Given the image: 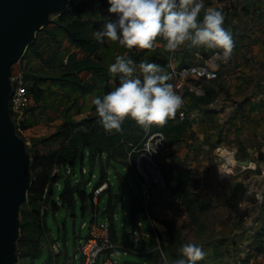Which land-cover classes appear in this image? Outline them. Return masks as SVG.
I'll return each instance as SVG.
<instances>
[{
  "label": "rangeland",
  "instance_id": "374dc122",
  "mask_svg": "<svg viewBox=\"0 0 264 264\" xmlns=\"http://www.w3.org/2000/svg\"><path fill=\"white\" fill-rule=\"evenodd\" d=\"M86 14L88 15V13ZM50 19L40 29L36 39V49L42 58L33 49H27L25 55V75L28 84L31 86L34 79L37 78L41 85L47 89L40 99L35 98L27 107V128L23 133H19L26 141L31 161L35 154L48 152L60 146L59 141L56 140L34 143V139H43L54 133L62 123L65 114L69 113L77 120L95 114L92 98L105 93L103 82H98V87L94 91L82 95L51 78H44L56 75L62 69L61 62L66 54L79 52L68 42L62 31L54 29L55 24L52 22L54 17L50 16ZM109 20L107 19L106 22ZM49 28L54 29V34L47 31ZM105 39V47L102 48L100 54L102 62L107 66L115 62V57L118 55L131 57L137 63L141 60L155 61L168 72L171 63L185 64L203 61L199 57L200 55L194 54L193 48L187 50V47H191L187 42L176 50L169 51L165 48L166 41L162 37L156 38L151 49H140L135 46L126 48L118 42ZM82 77L92 79L93 75L85 72ZM118 85L116 79L112 78L109 81L111 89ZM191 149V143L185 137L177 145L167 146L161 156L163 167L169 170L171 175L191 178L195 177L196 172L201 176L198 178L199 186L196 183L193 186L197 189L195 191L199 194L200 202L207 205L204 210L199 209L200 205L197 206L195 219L188 214L186 217L168 224V230L164 231L162 244L166 249L171 241L174 244L168 247L172 261L180 257L178 249L182 243L195 242L203 246L206 252L204 259L207 264H261L264 258V235H260L256 231L261 227L264 229V200L257 199V194L254 192L250 197H246L245 194L243 202L250 200L251 203L247 204V207H243L242 202L240 203V207H243L241 209L246 213L242 219L227 207V199L233 186L237 182H243L249 178L251 173L248 170H238L242 169L240 158L232 151L228 155L231 160L218 154H211L208 156L210 161L199 163L194 157L195 151L192 153ZM225 151H221L222 155H226ZM83 155V158L80 155L75 163L68 164L67 171H70V180L79 184L87 194L92 192L104 175L111 183V191H106L99 201L98 220L107 223L111 221L108 212L109 192H111V210L118 232L123 234L126 231L131 232L135 222L139 221L143 226L144 233L151 234L150 225L141 212L136 213L137 216L132 212V197L133 195L140 196L141 191L137 176L125 158L112 156L108 152H104L102 157L98 155L95 158L86 149L83 151ZM199 160L201 159L199 158ZM217 163H220V167L222 164L227 165L219 168ZM208 164L211 166L206 171L205 168ZM228 164L233 165L228 167L231 174L222 176L219 170L226 169ZM231 168L232 170H229ZM63 174L65 176V171ZM65 183L66 180L62 178L55 184L57 198H59ZM245 185L246 190L253 188L256 191V184L252 178L247 180ZM261 185L259 184V188ZM262 186L264 187V184ZM259 188L257 191L260 190ZM76 196L75 216L67 211V207L59 208L56 213L49 211L47 224L51 236L47 235L39 254L33 257H22L16 264H48L52 250L51 241L56 242L61 250V254L57 257L59 264H83L77 246L89 235L94 212L91 208H87L86 212H83L82 197L79 193ZM22 206L25 207L26 204L23 203ZM171 224L174 229H178L179 237L172 231ZM129 241H134L132 233L129 234ZM143 244L144 239L141 237L137 246L141 248ZM146 244L147 246L143 250L149 248L150 239ZM261 245H263L262 251L259 250ZM166 254L168 255L169 252ZM115 258L120 261L154 264L152 255L148 253L138 254L132 251L118 250L115 253Z\"/></svg>",
  "mask_w": 264,
  "mask_h": 264
},
{
  "label": "trees",
  "instance_id": "16d2710c",
  "mask_svg": "<svg viewBox=\"0 0 264 264\" xmlns=\"http://www.w3.org/2000/svg\"><path fill=\"white\" fill-rule=\"evenodd\" d=\"M108 7V0H69V4L64 11L51 14L54 17L52 19V22L55 24L54 29L62 31L69 43L77 47L79 52L70 53L68 62H64V60L61 62L62 69L56 75L44 78H51L62 86L78 91L82 95L97 89L98 82L104 83L105 93L112 90L109 86V81L112 78L118 80L119 83V74L110 73L108 66L102 62L100 52L105 47L106 39L103 42H99L95 38V32L103 29L106 20L115 18V14L110 13ZM54 29L49 28L47 31L54 34ZM38 33L35 40L27 49H33L42 58V55L36 49ZM194 47H187V50L194 49ZM27 49L24 52V57ZM211 54L212 50L210 52L204 51L202 55L203 57H209ZM82 72L91 73L93 78H83ZM25 80L27 82L26 75ZM29 88L34 99L37 98V100L47 91L37 78L34 79V83L31 86L29 85ZM203 97L204 95L200 97L190 96L189 106L193 107V105L197 104V100H202ZM195 98L197 99L195 100ZM194 100L196 101L195 104H193ZM99 120L100 118L97 113L79 120L68 113L65 114L62 123L54 133L43 139H34V143L56 140L59 141L60 146L48 152L37 153L32 157L31 186L25 202L26 206H22L20 210L21 228L17 243L19 259L39 254L42 249V243L47 239V235L50 234L51 236L47 224L49 211L56 213L59 208L67 207V211L75 216L77 193H79L83 200V212H86L87 208H91L92 211L98 208V204L96 205L93 201L94 188L107 180L105 175L96 184L92 192L87 194L86 190L82 189L79 184H75L70 180V171H67L68 164L75 163L80 155L83 158V151L85 149L95 158L98 155L102 157L104 152H108L115 157H124V148L119 143L122 130L130 131L131 138L134 140H139L147 130L138 125L134 120L126 117L120 131L113 129L109 131L110 133H106V129L101 125ZM25 125V128H27V123ZM189 126L190 124L187 123V120L180 122L175 117H170L163 125L153 124L150 128L165 132L167 145H173L182 140V136ZM163 170L168 185L174 192L182 196L189 216L195 219L197 216V206L200 205V210H204L207 207V205L200 202L198 198L199 194L195 191L197 189L193 186L195 183L199 186V179L196 177L187 178L180 175H171L172 173L164 167ZM64 171L65 176L63 174ZM62 178L66 180V183L62 188L59 198H57L55 184ZM107 190H111V185ZM245 193V182H237L227 199V207L240 216V219L246 214L240 207ZM111 203L112 201H109L108 212L110 213L109 218L113 219ZM131 207L133 213L137 211L141 212V197L133 195ZM171 229L179 237L178 229H174L172 224ZM263 230V227H261L256 232L264 235ZM110 236L115 239L112 233ZM149 238L151 240L150 245L154 246L152 234H150ZM172 245L174 244L171 241L169 246ZM262 246L259 247L260 251H262ZM168 247L167 249L164 247V249L166 253L169 252L170 255L168 254V256L172 260ZM154 258L156 259V264H158L160 261L158 255L154 254ZM196 264L207 263L203 258L197 261Z\"/></svg>",
  "mask_w": 264,
  "mask_h": 264
},
{
  "label": "crops",
  "instance_id": "0c3cea01",
  "mask_svg": "<svg viewBox=\"0 0 264 264\" xmlns=\"http://www.w3.org/2000/svg\"><path fill=\"white\" fill-rule=\"evenodd\" d=\"M207 7L219 8L224 12V26L233 34L234 48L230 57L225 60L221 49L194 47V54L200 55L199 57L203 60L200 62H206L218 69L219 77L217 81L214 79L200 82L205 94L202 100H197V104H195L197 99L195 98L193 103L195 105L191 108L197 110V117L193 121L187 120L190 126L185 130L182 140L185 137L188 138L192 153L195 151L194 157L199 163L210 161L208 156L211 154H218L231 160L228 155L230 151L234 152L240 158L242 169L238 170H248L251 173L243 182L252 178L256 184V191L253 188L246 190V197L252 196V192L257 194L260 191L264 194L262 186L264 184V0H205V8ZM203 12L204 9L201 10L200 18ZM73 48L79 51L77 47L73 46ZM211 50L212 54L209 57H203L204 51ZM173 64L175 63H171ZM84 73L82 72L81 75L83 76ZM178 143L167 146L172 147ZM222 150H226V155H222ZM209 164L205 168L206 171L211 166ZM226 165L222 164L223 167ZM217 166L222 168L220 163H217ZM229 166L233 165L228 164L226 169L219 170L222 176L231 174L228 171ZM195 174L196 178L201 177L196 172ZM259 179L260 182L257 181ZM259 184H262L261 188ZM257 188L260 190L257 191ZM106 191L111 190L106 189L101 196ZM109 195V201H112V193L109 192ZM101 196L98 200V208L93 210L94 219L89 234L90 231L102 234L97 225L106 223L109 234L112 233L115 239L122 242L121 238L124 234L127 233L126 236L129 238V234L132 233L134 241H130L131 243L137 241L138 244L142 237L143 247L147 246L150 234L144 233L139 221L135 222L131 232L126 231L123 234L118 232L114 217L109 218L111 220L109 223L98 220ZM249 201H242L243 207H247V204L251 203ZM138 212L140 211L136 213ZM136 213L135 216H137ZM51 244L52 250L48 264H59L57 257L61 254V250L56 242L51 241ZM149 247L153 245L149 244ZM150 255L156 264L154 254L150 253ZM81 257L83 260L82 254Z\"/></svg>",
  "mask_w": 264,
  "mask_h": 264
},
{
  "label": "clouds",
  "instance_id": "9594fccd",
  "mask_svg": "<svg viewBox=\"0 0 264 264\" xmlns=\"http://www.w3.org/2000/svg\"><path fill=\"white\" fill-rule=\"evenodd\" d=\"M108 5L115 18L95 32L99 42L107 38L126 48L151 49L156 38L162 37L169 51L187 42L221 49L225 60L234 48L233 34L224 26V12L205 8V0H108ZM108 70L119 74V85L92 98L106 130L120 131L126 117L146 129L163 125L184 102L170 82L171 74L155 61L137 63L118 55ZM257 199L264 200V194L258 192ZM178 251L181 255L172 264H196L206 255L203 246L195 242L182 243Z\"/></svg>",
  "mask_w": 264,
  "mask_h": 264
},
{
  "label": "built area",
  "instance_id": "2783aa9c",
  "mask_svg": "<svg viewBox=\"0 0 264 264\" xmlns=\"http://www.w3.org/2000/svg\"><path fill=\"white\" fill-rule=\"evenodd\" d=\"M69 54L64 57L68 62ZM26 59L23 56L12 65L11 82L12 94L10 97V111L18 133H23L28 115L27 107L34 100L29 85L25 80ZM171 80L174 90L183 98V104L171 116L179 121L191 120L197 117V110L189 106V97L203 96L205 90L200 85V80H214L219 77L218 69L211 67L206 62L186 64H173L170 68ZM120 83V80H119ZM106 133H110L106 130ZM119 143L124 148V158L135 172L141 191V214L147 219L154 246L143 250L138 247L137 241L131 243L124 234L119 239H113L109 234L106 223H100L97 228L102 234L90 231L85 240L79 243L78 250L83 256V264H145L131 261H120L115 258L118 250L132 251L138 254L154 253L158 255V264H172L171 258L166 254L162 244L164 231L168 230V223L175 222L188 215L182 196L174 192L167 183L162 167L161 156L167 147V136L161 130L147 128L139 140L131 138V132L122 130ZM107 179L103 184L94 188L93 201L97 205L99 196L110 187ZM97 216V211L95 213ZM264 264V258L261 261Z\"/></svg>",
  "mask_w": 264,
  "mask_h": 264
},
{
  "label": "water",
  "instance_id": "95a60500",
  "mask_svg": "<svg viewBox=\"0 0 264 264\" xmlns=\"http://www.w3.org/2000/svg\"><path fill=\"white\" fill-rule=\"evenodd\" d=\"M69 0H0V264H16L20 210L31 186V155L10 111L12 65L52 13Z\"/></svg>",
  "mask_w": 264,
  "mask_h": 264
},
{
  "label": "bare ground",
  "instance_id": "6f19581e",
  "mask_svg": "<svg viewBox=\"0 0 264 264\" xmlns=\"http://www.w3.org/2000/svg\"><path fill=\"white\" fill-rule=\"evenodd\" d=\"M230 170V169H229Z\"/></svg>",
  "mask_w": 264,
  "mask_h": 264
}]
</instances>
